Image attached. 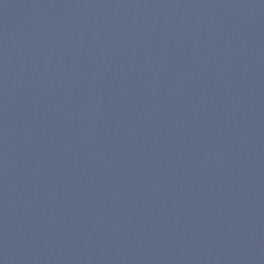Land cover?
<instances>
[{"label": "water", "instance_id": "water-1", "mask_svg": "<svg viewBox=\"0 0 264 264\" xmlns=\"http://www.w3.org/2000/svg\"><path fill=\"white\" fill-rule=\"evenodd\" d=\"M0 264H264V0H0Z\"/></svg>", "mask_w": 264, "mask_h": 264}]
</instances>
